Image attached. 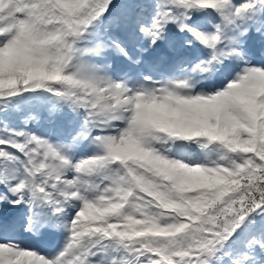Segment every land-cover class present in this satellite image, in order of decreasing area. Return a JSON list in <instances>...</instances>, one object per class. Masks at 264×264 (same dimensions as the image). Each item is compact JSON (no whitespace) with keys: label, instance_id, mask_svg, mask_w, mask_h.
Returning <instances> with one entry per match:
<instances>
[{"label":"snow or ice","instance_id":"snow-or-ice-1","mask_svg":"<svg viewBox=\"0 0 264 264\" xmlns=\"http://www.w3.org/2000/svg\"><path fill=\"white\" fill-rule=\"evenodd\" d=\"M0 264H264V0H0Z\"/></svg>","mask_w":264,"mask_h":264},{"label":"rangeland","instance_id":"rangeland-1","mask_svg":"<svg viewBox=\"0 0 264 264\" xmlns=\"http://www.w3.org/2000/svg\"><path fill=\"white\" fill-rule=\"evenodd\" d=\"M33 123H35V122H33Z\"/></svg>","mask_w":264,"mask_h":264}]
</instances>
